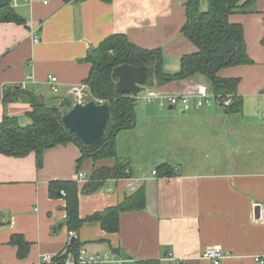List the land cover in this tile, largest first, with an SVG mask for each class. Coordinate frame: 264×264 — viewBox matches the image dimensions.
<instances>
[{"label":"crops","instance_id":"1","mask_svg":"<svg viewBox=\"0 0 264 264\" xmlns=\"http://www.w3.org/2000/svg\"><path fill=\"white\" fill-rule=\"evenodd\" d=\"M187 1L11 0L24 23L0 22V121L5 116L16 117L20 124L30 121L28 101L11 90L13 99L3 100L11 86L35 91L45 102L72 99L73 85L88 84L87 53L113 34H124L143 49H160L164 69L178 71L181 57L197 51L181 32ZM199 1L206 10L207 0ZM228 21L242 25L252 59L251 64L218 72L222 78L238 79V109L193 105L176 117L158 102H143L139 111L154 117V128L163 115L178 121L168 128L172 139L167 155L160 154L151 167L139 163L133 144L122 138L136 130V111L135 126L115 134L112 157L79 161L82 152L75 142L45 149L40 166L34 152H0V264H47L42 256L57 254L71 243L70 231L78 249L114 256L102 264H214L201 258L211 247L225 254L219 264H264V221L257 220L259 206H264V0H252L245 11L230 13ZM49 75L57 77L55 91ZM198 75L145 88L187 93L196 84H206ZM88 90V99H93L90 86ZM140 94L130 96L137 100ZM119 163L126 164L128 176L106 177L95 188L89 185L95 170ZM163 163L171 173L153 174ZM70 180L77 183L78 216L83 219L77 230L68 225L65 191L52 189L53 182ZM140 189L143 205L122 211L116 232L86 219ZM14 234L28 243L24 254L11 243Z\"/></svg>","mask_w":264,"mask_h":264},{"label":"trees","instance_id":"2","mask_svg":"<svg viewBox=\"0 0 264 264\" xmlns=\"http://www.w3.org/2000/svg\"><path fill=\"white\" fill-rule=\"evenodd\" d=\"M252 0H207V9L201 10L199 0L186 2V22L181 32L193 43L197 51L183 55L180 59L179 70L173 73L164 69L163 55L160 49H143L129 42L124 34H113L104 39L99 46L92 48L85 60L91 63L89 76L86 79L90 86V96L97 102H106L111 112L103 141L95 146H87L61 123L62 110L59 107H48L45 99L35 91L11 86L4 93V101L13 99V95H20L31 105L27 113L29 122L20 124L16 117L5 116L0 121V152L7 155L24 156L34 152L37 166L41 165L45 149L58 144L75 142L82 155L79 161L91 157L94 160L112 157L115 154V134L122 129L135 126L136 100L130 94L122 93L115 88V79L111 76L112 69L119 64L128 63L134 66L146 65L147 79L144 86L165 84L174 80L202 75L208 89L233 95L230 109L237 110L240 100L236 97L237 78H222L218 72L227 67L251 64L252 59L247 53L243 27L239 23L228 21V15L234 11H245ZM14 21L24 23V19L7 4L0 8V22ZM12 91V96H8ZM126 164L119 163L111 169H98L91 175L92 188L106 177L128 176L125 173ZM172 169L166 163L156 167L158 174H170ZM96 181V182H95ZM95 183V184H94ZM53 188L65 191L66 210L70 229L77 230L83 219L78 216V187L74 180L53 182ZM95 185V186H94ZM143 205L142 190L126 196L119 204L109 207L87 217L96 220L108 232L118 230V219L122 211L131 207ZM11 243L18 246L19 252L24 254L28 243L21 235L14 234ZM71 250H78V241H71ZM144 264H158L150 260Z\"/></svg>","mask_w":264,"mask_h":264},{"label":"built area","instance_id":"3","mask_svg":"<svg viewBox=\"0 0 264 264\" xmlns=\"http://www.w3.org/2000/svg\"><path fill=\"white\" fill-rule=\"evenodd\" d=\"M35 40H37V38ZM47 79L51 83V89L55 91L57 89V77L49 75ZM21 87L24 88L25 84H22ZM88 88L89 86L86 83L73 85L69 90L72 102L74 103L82 99H88ZM142 91L143 94H140L139 97L146 104L155 100L160 106H163L164 104L171 105L173 108L178 106L183 111L189 110L193 105L195 107H201L210 104H218L224 107H229L233 103L232 94L223 95L221 93L213 92L208 89L206 84H196L187 93L179 94L159 92L151 88H145ZM192 98H194V104H192ZM155 173L156 171L154 170L153 174ZM79 176L82 178L84 177V174L79 173ZM257 220L264 221V206H259ZM69 235L70 240H72L75 237V232L70 231ZM69 244L57 254H44L41 258V262H46L47 264H102L103 262L114 259V256L108 253H90L83 249H78L77 251L71 250ZM224 255L225 254H223L219 248L211 247L201 253V258L210 260L214 264H219ZM255 260L261 261L259 257H255Z\"/></svg>","mask_w":264,"mask_h":264},{"label":"water","instance_id":"4","mask_svg":"<svg viewBox=\"0 0 264 264\" xmlns=\"http://www.w3.org/2000/svg\"><path fill=\"white\" fill-rule=\"evenodd\" d=\"M11 0H0V8L9 4ZM146 65L134 66L128 63L116 65L111 76L115 79L117 91L127 94H136L144 90L147 79ZM48 107H66L62 111L60 123L87 146H95L103 141L111 112L106 102H97L95 99H82L72 102L65 97L58 104L50 99L45 102ZM168 108H173L171 105ZM182 113L183 110H180ZM74 238L71 240L73 241Z\"/></svg>","mask_w":264,"mask_h":264},{"label":"rangeland","instance_id":"5","mask_svg":"<svg viewBox=\"0 0 264 264\" xmlns=\"http://www.w3.org/2000/svg\"><path fill=\"white\" fill-rule=\"evenodd\" d=\"M156 102L157 101L154 100L151 104L156 106ZM143 104V101L140 99V97H138L135 104V111L138 114V126L135 131H126V137L123 134L122 138L124 142L126 139L127 142L133 144V146H131V150L134 149L137 161L144 166L146 165L151 167L150 165L157 159V157H159L160 154H163L164 156L167 155L168 145L172 139L171 136H169L168 128H172L173 124L178 125V121H176V118L170 119L166 115H163L160 118H156V121L158 122L155 124L156 128H154V120H152L154 117L150 116V118H147L145 117V114L139 111L140 107H145ZM168 106V104H164L160 107L167 114H174L176 117L182 116L180 115L181 113H179L180 108L178 106L172 109H168ZM151 107H153V105H151ZM186 112L189 113V110L185 111V113ZM204 145H206V143Z\"/></svg>","mask_w":264,"mask_h":264}]
</instances>
